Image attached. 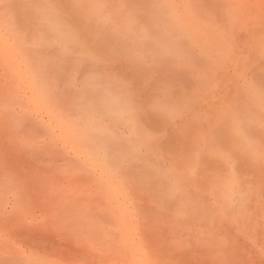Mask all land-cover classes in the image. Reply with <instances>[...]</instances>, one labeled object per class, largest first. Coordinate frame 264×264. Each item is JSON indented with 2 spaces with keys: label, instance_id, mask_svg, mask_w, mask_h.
<instances>
[{
  "label": "bare ground",
  "instance_id": "6f19581e",
  "mask_svg": "<svg viewBox=\"0 0 264 264\" xmlns=\"http://www.w3.org/2000/svg\"><path fill=\"white\" fill-rule=\"evenodd\" d=\"M207 9L0 0V264H264V37Z\"/></svg>",
  "mask_w": 264,
  "mask_h": 264
},
{
  "label": "rangeland",
  "instance_id": "374dc122",
  "mask_svg": "<svg viewBox=\"0 0 264 264\" xmlns=\"http://www.w3.org/2000/svg\"><path fill=\"white\" fill-rule=\"evenodd\" d=\"M200 2L203 3V5H205L206 7L212 8L209 10L207 9V14L204 13L203 15L205 19L202 17L203 20L209 21L214 17L213 15H215L216 19L218 18L217 16H219L218 20H220L221 24L224 23L227 26L231 21L233 28L237 27L236 34H233L232 36V39L235 38V41L232 40V43L237 44L238 41L237 46L239 48V51L242 52V55L237 56L239 57V59L243 60V57H247L250 53V50L255 45L262 42V38L264 37V0H200ZM223 5L225 6L224 8ZM219 10H221V12H219ZM235 22H238L237 26ZM211 33L213 34V32H210L208 33V35L212 36ZM6 37L9 39V42H14L11 35L6 34ZM247 40L249 43L247 42ZM234 50L238 52L236 49ZM258 62H264V60H260ZM21 63H23L24 66V62ZM3 224V221L0 220V226H2ZM7 227L10 226L7 225Z\"/></svg>",
  "mask_w": 264,
  "mask_h": 264
}]
</instances>
